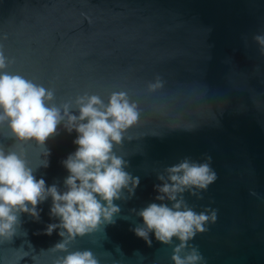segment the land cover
<instances>
[{
  "label": "water",
  "instance_id": "water-1",
  "mask_svg": "<svg viewBox=\"0 0 264 264\" xmlns=\"http://www.w3.org/2000/svg\"><path fill=\"white\" fill-rule=\"evenodd\" d=\"M257 36H264V0H0V72L52 90L53 103H70L75 115L78 97L107 104L120 92L139 113L114 145L139 187L115 201L121 212L112 224L77 237L70 251L89 249L100 264H174L177 238L164 244L150 234L149 247L133 229L143 226L139 210L160 203L158 177L167 180L169 167L189 159L209 162L217 180L180 196L197 213L215 210L217 219L180 255L196 246L200 264H264V45ZM3 132L11 135L7 124ZM76 136L58 128L47 141L50 166L37 179L64 189L62 161L76 150ZM42 151L29 146L33 167ZM50 206L51 199L39 206L40 222L23 215L14 245L5 246L18 257L23 243L29 255L18 264H34L33 256L35 264H53L65 255L41 252L61 241L57 232L43 234L54 222Z\"/></svg>",
  "mask_w": 264,
  "mask_h": 264
},
{
  "label": "clouds",
  "instance_id": "clouds-1",
  "mask_svg": "<svg viewBox=\"0 0 264 264\" xmlns=\"http://www.w3.org/2000/svg\"><path fill=\"white\" fill-rule=\"evenodd\" d=\"M256 40L264 45V36H257ZM5 68L6 59L0 51V70ZM159 86L150 85V88ZM54 98L52 90L20 75L0 72V264H18L28 257L23 243L16 249L17 253L23 252L18 257L9 256L5 246L14 245L18 228H23V215L34 222L41 221L43 209L39 206L49 199V217L54 222L45 226L43 234L51 236L57 232L61 241L41 252L65 253L53 264H100L93 251H70L68 245L77 237L94 234L105 222L112 224L121 212L115 201L122 198L125 189L134 195L140 184L139 177L125 171V160L114 152V145L123 142V133L139 118L136 106L129 102L126 93H113L107 104L98 96L78 97L79 115L72 113L70 103L62 109L57 107ZM5 124L11 135L3 132ZM60 126L69 134L77 133L73 141L76 150L62 161L69 173L63 190L57 184L48 186L43 178L37 179L35 175L39 168L50 166L47 141L58 134ZM3 140L12 143L4 145ZM30 145L43 149L40 153L43 159L36 167L29 160ZM167 172V180L161 175L158 179L163 183L155 186L156 200L160 203L153 202L139 210L137 215L142 218L143 226L133 231L149 247L153 234L164 244H171L175 237L179 244L171 257L174 264H200L204 258L196 246L186 256L180 253L189 248V241L197 233L208 230L205 225L209 221L216 222L217 212L206 209L197 213L180 194L186 190H192L193 195L196 189L206 191L217 180V174L209 162L189 159L169 167ZM166 200L173 202L171 207ZM24 235L27 237V230ZM27 243L31 244L29 240ZM32 259L35 264L37 257Z\"/></svg>",
  "mask_w": 264,
  "mask_h": 264
}]
</instances>
